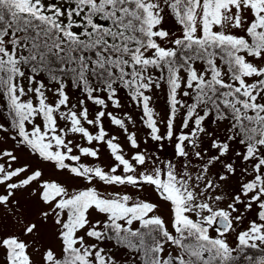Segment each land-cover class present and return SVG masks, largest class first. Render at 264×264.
Returning a JSON list of instances; mask_svg holds the SVG:
<instances>
[{
    "label": "snow or ice",
    "instance_id": "snow-or-ice-1",
    "mask_svg": "<svg viewBox=\"0 0 264 264\" xmlns=\"http://www.w3.org/2000/svg\"><path fill=\"white\" fill-rule=\"evenodd\" d=\"M169 15L179 34L165 27ZM163 85L166 119L151 106ZM121 90L148 138L161 149L174 141L173 159L141 149L107 111L121 107ZM0 106L9 122L0 141L87 181L46 177L0 148L3 264L37 255L39 264H121L116 247L143 264H264V0H0ZM105 117L128 133L132 154ZM97 144L112 164L82 162L99 160ZM94 182L152 187L169 221L158 204Z\"/></svg>",
    "mask_w": 264,
    "mask_h": 264
},
{
    "label": "rangeland",
    "instance_id": "rangeland-1",
    "mask_svg": "<svg viewBox=\"0 0 264 264\" xmlns=\"http://www.w3.org/2000/svg\"><path fill=\"white\" fill-rule=\"evenodd\" d=\"M165 27L174 30L179 34V25H177L175 19L169 15L166 17L165 20ZM229 31L234 32L238 35H246V33L240 29H226ZM249 41L251 42V38L248 37ZM243 54V53H241ZM249 59H252L249 57ZM218 64L220 61H217ZM259 63V61H256ZM197 67H203V65L198 62ZM167 86L163 85L160 89L154 90L153 95V102L152 107H154L155 111L159 114L161 119L167 118L168 113V96H167ZM119 96L121 98V107L119 109H116L112 106L111 103H109V107L107 111H111L116 115L118 118L124 119L126 122V126L128 129V133H135L138 139V143L140 144L141 149H147L149 152H155L157 155H159L161 160H170L174 158V141L173 142H164V147L161 149L158 147L157 142L152 141L150 138H148V129L141 122V109L134 104L131 99L128 97L127 92L125 90H121L119 92ZM73 100H75V96H73ZM90 114L95 111L98 106L92 105L91 102L88 103ZM128 117H131V120L128 119ZM91 118V115H90ZM180 118L178 117L177 123L179 124ZM0 123H3L5 127H9V122L7 118V114L5 111V108L3 106H0ZM104 127L105 130L109 133L110 136H116L118 138L119 144L124 149V152L126 155L132 154V152L135 151V149H132L129 145V142L127 140V135L123 129L119 128L118 126L111 123V121L105 117L104 121ZM227 126V122H223L221 124V131H224V128ZM91 131L95 132L96 129L90 128ZM11 131V129H10ZM161 131H164L163 125L161 126ZM6 134L0 133V136H4ZM147 141V143H144V141ZM81 144H85L86 142L84 140H79ZM95 143V142H94ZM100 149V156L99 160H95L94 158H83L82 162L89 163L91 166H102L105 167L107 165H110L113 163V158L110 154L109 149L104 144H97L96 145ZM237 147H239L237 145ZM0 148L12 150L16 149V154L20 157L21 162H27L32 167H40L44 170L46 177H50L52 179L58 180V181H68L70 185L77 188H83L87 186V181H76L72 180L69 177V174L66 170L61 171L50 162H45L37 159L35 156L30 155L29 152L26 149H20L18 148L15 143L10 139L2 140L0 141ZM94 186L97 187V189L101 192H105L107 190L108 193L112 192L113 190L117 192L127 193L129 195H133L134 199H143L147 201H151L153 203H156L159 205V212L163 215L164 219L166 221H169L170 214L168 212V204L164 201H162L157 193L153 190L152 187L145 186L143 189H134L132 186H109L105 185L102 182H94ZM2 214V213H0ZM98 215V214H94ZM134 228L139 227V223H134ZM42 236L45 237L46 243H51L53 240V224L52 221L49 220L48 224L44 226V229L42 230ZM112 243V242H108ZM58 247V243H57ZM112 251L116 252L118 256L121 258V264H143L142 259H140L139 255L132 254L131 251L128 249H123L122 247H116L113 248ZM131 254V255H130ZM134 255V259L132 256ZM35 260L37 261V264L40 262V256L37 255L35 257ZM0 264H3L2 260V254H0Z\"/></svg>",
    "mask_w": 264,
    "mask_h": 264
},
{
    "label": "trees",
    "instance_id": "trees-1",
    "mask_svg": "<svg viewBox=\"0 0 264 264\" xmlns=\"http://www.w3.org/2000/svg\"><path fill=\"white\" fill-rule=\"evenodd\" d=\"M129 251L132 252V250L128 249ZM140 259H142V262H143V257H142V254L139 255Z\"/></svg>",
    "mask_w": 264,
    "mask_h": 264
}]
</instances>
